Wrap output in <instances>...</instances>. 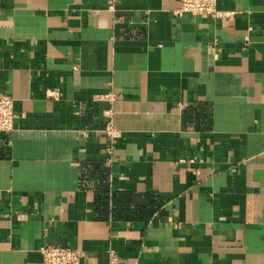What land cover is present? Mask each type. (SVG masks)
I'll use <instances>...</instances> for the list:
<instances>
[{
    "label": "crops",
    "instance_id": "crops-1",
    "mask_svg": "<svg viewBox=\"0 0 264 264\" xmlns=\"http://www.w3.org/2000/svg\"><path fill=\"white\" fill-rule=\"evenodd\" d=\"M180 8L0 0L17 114L0 132V264H40L47 245L82 264H264V0H218L217 20ZM109 148L101 217L89 172Z\"/></svg>",
    "mask_w": 264,
    "mask_h": 264
},
{
    "label": "built area",
    "instance_id": "built-area-1",
    "mask_svg": "<svg viewBox=\"0 0 264 264\" xmlns=\"http://www.w3.org/2000/svg\"><path fill=\"white\" fill-rule=\"evenodd\" d=\"M180 14H193L210 20L227 18L228 12H222L218 8V0H180ZM54 96L59 97V90H54ZM15 100L12 96L0 93V132H9L14 129L16 120ZM119 135V132H115ZM108 165L114 161L113 149L109 148L104 158ZM40 254L42 262L40 264H82L85 258L84 252L74 246L47 245L44 246ZM112 262L118 260L114 251H110Z\"/></svg>",
    "mask_w": 264,
    "mask_h": 264
},
{
    "label": "trees",
    "instance_id": "trees-1",
    "mask_svg": "<svg viewBox=\"0 0 264 264\" xmlns=\"http://www.w3.org/2000/svg\"><path fill=\"white\" fill-rule=\"evenodd\" d=\"M92 169L89 172V181L91 180V175H93V179H99V183L101 188L95 187V192L100 197V205H99V214L102 217V214L106 212V206H108L109 201L108 198L110 196L111 190V183H110V176H111V168L110 165L107 164L106 161L103 159H96L92 162ZM113 199L116 198V195L112 194ZM108 217V215L106 216Z\"/></svg>",
    "mask_w": 264,
    "mask_h": 264
}]
</instances>
